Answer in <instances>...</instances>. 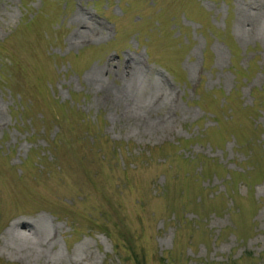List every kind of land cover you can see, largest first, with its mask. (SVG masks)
<instances>
[{"label": "rangeland", "instance_id": "rangeland-1", "mask_svg": "<svg viewBox=\"0 0 264 264\" xmlns=\"http://www.w3.org/2000/svg\"><path fill=\"white\" fill-rule=\"evenodd\" d=\"M136 258L264 264V0H0V264Z\"/></svg>", "mask_w": 264, "mask_h": 264}, {"label": "bare ground", "instance_id": "bare-ground-1", "mask_svg": "<svg viewBox=\"0 0 264 264\" xmlns=\"http://www.w3.org/2000/svg\"><path fill=\"white\" fill-rule=\"evenodd\" d=\"M19 228H22V229H28V228H30L31 226L28 224V223H21L19 226H18ZM33 228V227H32ZM19 232H21V231H19ZM24 233H26V232H24Z\"/></svg>", "mask_w": 264, "mask_h": 264}, {"label": "trees", "instance_id": "trees-1", "mask_svg": "<svg viewBox=\"0 0 264 264\" xmlns=\"http://www.w3.org/2000/svg\"><path fill=\"white\" fill-rule=\"evenodd\" d=\"M125 240H126V238H125ZM134 264H144V262H143L142 259L138 260V259L136 258V259L134 260Z\"/></svg>", "mask_w": 264, "mask_h": 264}]
</instances>
